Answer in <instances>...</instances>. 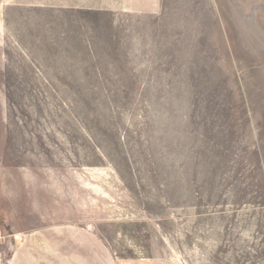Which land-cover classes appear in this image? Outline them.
<instances>
[{"label":"rangeland","instance_id":"obj_1","mask_svg":"<svg viewBox=\"0 0 264 264\" xmlns=\"http://www.w3.org/2000/svg\"><path fill=\"white\" fill-rule=\"evenodd\" d=\"M0 230L10 264H264V0H0Z\"/></svg>","mask_w":264,"mask_h":264},{"label":"crops","instance_id":"obj_2","mask_svg":"<svg viewBox=\"0 0 264 264\" xmlns=\"http://www.w3.org/2000/svg\"><path fill=\"white\" fill-rule=\"evenodd\" d=\"M140 4H144L145 1H140ZM12 246L5 248L0 255V264H10V253H11ZM3 262V263H2Z\"/></svg>","mask_w":264,"mask_h":264},{"label":"built area","instance_id":"obj_3","mask_svg":"<svg viewBox=\"0 0 264 264\" xmlns=\"http://www.w3.org/2000/svg\"><path fill=\"white\" fill-rule=\"evenodd\" d=\"M4 234H3V231L2 230H0V250H1V248H2V246H3V241H4Z\"/></svg>","mask_w":264,"mask_h":264},{"label":"bare ground","instance_id":"obj_4","mask_svg":"<svg viewBox=\"0 0 264 264\" xmlns=\"http://www.w3.org/2000/svg\"><path fill=\"white\" fill-rule=\"evenodd\" d=\"M3 263V262H2Z\"/></svg>","mask_w":264,"mask_h":264}]
</instances>
